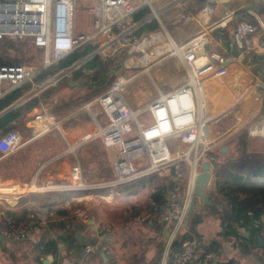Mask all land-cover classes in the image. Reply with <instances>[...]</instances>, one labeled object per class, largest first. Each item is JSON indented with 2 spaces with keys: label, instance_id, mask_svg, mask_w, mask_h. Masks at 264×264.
Instances as JSON below:
<instances>
[{
  "label": "built area",
  "instance_id": "1",
  "mask_svg": "<svg viewBox=\"0 0 264 264\" xmlns=\"http://www.w3.org/2000/svg\"><path fill=\"white\" fill-rule=\"evenodd\" d=\"M156 2L162 4L156 7ZM190 2L195 0H0V41L28 42L41 52V63L36 66L0 63V97L27 83L35 86L44 71L86 45L94 49L58 72L72 71L96 55L106 59L107 55L102 54L107 50L124 52L114 67H142L143 73H150L152 65L165 58H180L187 72L186 81L167 93L160 90V96L146 105L133 107L128 102L129 80L121 73L105 92L80 108L66 114L53 111L43 115L36 121L30 139L23 140L18 130L0 135V166L4 168L19 164L22 151L32 141L49 135L53 136V144L60 138L65 147L57 153L55 149L48 160L76 155L80 147L94 141H101L107 148L118 147L109 174L88 178L79 160L73 163L68 180L56 185L68 194L106 191L110 196L121 195L126 186L153 175L175 169L179 179L185 171L187 183L183 190L177 188L181 197L172 194L164 207L163 218L172 227L166 257L177 235L187 229L196 178L203 163L216 162L219 144L226 138L218 133L213 139L207 130L217 116L205 119L203 84L218 80L231 88L232 105L222 114L235 106L240 108L244 95L250 91L253 94L255 78L252 65L244 61L256 64L252 51L264 48V41L255 43L257 24L240 19L239 10L223 8L221 0ZM171 6L182 8L172 19L165 14ZM143 7H149L150 12L136 20L135 14ZM80 11L88 15L91 28L76 29V14ZM153 19L159 28L138 34L141 26ZM178 22L194 26L192 36L182 43L168 27ZM230 25L237 56H227L224 50L215 48L222 45L223 39L214 33ZM261 121L247 128V139L264 141V113ZM45 167L42 163L39 172ZM8 210L7 204L0 203V233L15 239L26 237L30 224L15 221ZM72 214L87 217L81 209H74ZM37 216L41 224L51 221L47 205L39 207ZM171 255L173 264H210L218 260L215 253L203 251L198 238L186 240L181 250H173Z\"/></svg>",
  "mask_w": 264,
  "mask_h": 264
},
{
  "label": "rangeland",
  "instance_id": "2",
  "mask_svg": "<svg viewBox=\"0 0 264 264\" xmlns=\"http://www.w3.org/2000/svg\"><path fill=\"white\" fill-rule=\"evenodd\" d=\"M193 2V1H192ZM162 2H156V7L160 6ZM190 4H198V1L195 0L194 3ZM181 7L171 6L166 9L165 14L170 18H175L177 11H181ZM88 15L83 13L82 11L76 14L75 20V27L78 30H86L91 28L90 22L87 20ZM169 30L171 34L176 38L177 41L183 42L189 39L192 34L194 33V26L191 27L184 23H170ZM189 29V30H188ZM7 41H0V63L5 61H14L26 63L31 66H36L41 63V52L37 50L31 43L27 42H19L18 46H9L6 44ZM107 55L106 57H111L114 59L113 63L115 66L118 57H122L124 52L122 50H107L103 52L102 55ZM84 64V63H83ZM82 64V65H83ZM80 65L79 67H81ZM78 67V68H79ZM142 67H133L130 69L123 70V76L127 78L129 81L126 85L127 88V100L128 102L133 105V107H137L139 105H146L149 102L155 100L157 97L160 96V90L164 93H167L174 88L178 87L179 85L183 84L187 79V72L182 64L181 60L177 56H171L165 58L158 62L157 64L152 65V69L150 73H143ZM119 76V73L111 74L108 78V81L101 87H93L91 90L87 89L85 86L79 89V91L74 90L70 86H65V79L69 77L73 80V75L66 76L63 75V72H58L54 76H47L45 79L44 76L41 75V80L38 78L36 81V85L32 86L31 91L27 92L23 97H27L31 95V93H36V95L30 97L32 99L36 96H41L43 93H47L50 88H56L54 93L46 94V98H40V105L41 108L38 110L44 111H51L55 110L56 112L61 111V114L67 113V111L76 110L75 108H80L82 104L87 102L90 99L100 95L101 93L105 92L113 81ZM78 85V84H77ZM45 87V88H44ZM43 88V89H42ZM250 91V90H249ZM78 92L79 94L71 96L73 93ZM251 94V91L244 95L243 100L246 98L247 95ZM224 93L223 89L217 86H203L202 88V98H203V112L207 114L208 112H212L213 107L219 106L221 103V99H223ZM19 98V99H21ZM27 101V100H25ZM54 102V104H53ZM244 102V101H243ZM242 106V105H241ZM77 108V109H78ZM96 108H98L96 106ZM35 109L34 113H41ZM237 110L238 113H237ZM240 108L235 106L230 111L225 114L218 115L215 119L212 120L207 125V130L215 135L220 132L227 133L230 127L235 126L236 121L238 119V115H240ZM30 113V117L32 115ZM39 115H36L34 119H36ZM39 118V117H38ZM40 120V119H38ZM255 122V121H254ZM259 124V123H258ZM261 125V124H260ZM255 125L249 124H242L238 125V127H234L232 129V137L235 136L234 140L228 142H221V145L228 144L229 145V153H234L235 156L238 155L236 152V142L239 133L245 131V136L247 134V128L254 127ZM51 137L52 135L48 136V143L51 147L52 154L49 156L42 157L45 161H43V165L46 164V168L43 169L40 173L34 172V178L31 177V173L27 176L32 179L30 182V188L25 185L24 189L21 186L13 187L14 184H10L13 182L14 176L19 175L20 169L18 167L5 169L4 167L0 168V188L3 186H11L13 189H16V192H34L37 195L41 196L42 198L53 199L55 203H64L66 202L67 205L73 207L74 209H81L86 213L87 216H93V219L96 220L98 224L105 223V229L113 230L115 236L117 237L118 241H124L126 239L127 245L124 247H149V240L148 237L154 235V230H151L144 224V219L148 215L146 213L147 205L146 202L149 201L151 187L146 189H140L134 192H125L122 195H108L106 191H83L77 193L73 192L70 194H66L62 191L61 188H57L56 185L66 182L69 177L70 167L73 164L75 159L74 154L67 155L65 157H60L58 159L48 160L53 154L57 153L58 150H62L65 147L63 140L59 138L58 140H54V144L52 142ZM231 137V138H232ZM247 137V136H246ZM219 144V145H220ZM38 147L41 148L42 144L37 143ZM62 146V148H61ZM57 147H60L59 149ZM56 149V152H55ZM118 147H110L109 153L114 157L115 151ZM55 152V153H54ZM264 152V151H262ZM220 153V152H219ZM217 154L216 162L222 167H231L229 164V160L225 159V157ZM79 158L82 160V163L86 169V175L88 178H91L93 175L91 173L92 169L100 168V170L107 172L109 169L110 157L107 153L106 148L104 147L103 143L100 141L91 142L88 145L84 146L76 153ZM48 162V163H47ZM36 164V161L35 163ZM13 169V170H12ZM24 170H22L23 176H25ZM213 173V172H212ZM102 174V173H101ZM106 175V173H104ZM166 176V174H163ZM162 175V176H163ZM214 175V174H213ZM159 177H161L159 175ZM8 178V179H7ZM36 178V179H35ZM177 182L180 183V189H183L187 183L186 172H183L182 178L175 177ZM9 180V181H8ZM2 181V182H1ZM4 182V183H3ZM10 182V183H9ZM33 182V183H32ZM10 185H9V184ZM16 185V184H15ZM9 188V187H8ZM8 188L0 189V200L4 203H7L4 200L6 192ZM12 195L15 193L11 190ZM3 194V195H2ZM65 200V201H64ZM225 205V204H224ZM143 227H140L142 226ZM143 229V230H141ZM172 227L168 228L170 231ZM128 233V234H127ZM130 233V234H129ZM133 235L134 238H130V235ZM143 237V238H141ZM141 238V239H140ZM198 238V237H195ZM199 239V238H198ZM262 246L261 251L264 250V236L262 237ZM9 245L12 246L13 243L20 244L21 247H8V249H3L0 247L1 252V262L0 264H23L25 260L34 259L35 253L27 254L26 252L20 253V250L23 246V242H19V240L15 238H11L8 240ZM168 240L166 241L167 244ZM232 240L229 241L225 247L226 251L230 252L231 254L227 257H237L240 258L241 264H261V261H258L256 257H249L245 258L237 252V249L232 246ZM123 247V246H121ZM24 248V247H23ZM15 249V250H13ZM18 251V252H17ZM141 253V252H140ZM139 253V254H140ZM146 253H142L140 259H136L135 262L139 263H150L151 260H146L145 256ZM122 255V254H121ZM125 256H120L118 258L119 264H131V256L133 254H129V252H125ZM226 258V257H225ZM117 259V258H116ZM64 262H66L64 260ZM116 262V261H115ZM114 261L113 264H116ZM62 264V263H61Z\"/></svg>",
  "mask_w": 264,
  "mask_h": 264
},
{
  "label": "crops",
  "instance_id": "3",
  "mask_svg": "<svg viewBox=\"0 0 264 264\" xmlns=\"http://www.w3.org/2000/svg\"><path fill=\"white\" fill-rule=\"evenodd\" d=\"M221 1L223 2V4H222L223 8L239 10L240 16H241L240 19L257 24L258 29H259V33L255 36L256 45H259L260 41H264V0H221ZM247 6H250V8H248ZM190 26L191 27H189V25H188V27L191 30L193 25H190ZM232 31H233V26L230 25L227 29H219L214 33L215 36L221 37L223 39L222 45L221 46L220 45L215 46V48H217L218 50H224L225 54L227 56H234V54L232 52L233 51V45H234L233 39H232ZM5 41H10V40H5ZM15 42H17V41H15ZM252 54L255 56L256 64L254 63V65H253V63H251L248 59H246L244 61V63L246 62V64L252 65L251 71L255 75V78L253 80V89H252L253 94L251 92V94L247 95L246 98L244 99V102L242 103V106L240 107V110H241L240 111V117H238L239 120L236 121L235 126H233V127L231 126L227 133L220 132L221 134H224V136L226 137L224 140L228 139V142H231L230 139H231L232 133H233L232 129H235L234 127H236V126L238 127V125L242 126V124L246 125L249 123H251V125H257L258 123L262 122L261 117H262V114L264 113V109H263L264 96H263V92L261 90L260 85L262 83H264V72L262 71V68H261V66L264 67V48L257 47V49L252 51ZM76 69H78V67ZM76 69L69 71L67 73H63V75L71 76V75H73V72ZM256 75H257V77H256ZM203 85L204 86H212V85L217 86V87L223 89V93H224L223 99H221V102H220L221 104L217 107H213L212 112L211 113L208 112L206 114V116H205L206 119L208 117H216V116L222 114L232 105L231 88L230 87L226 86L225 84H222L218 80L205 81V83ZM36 93L37 92H35V93L33 92V93H31V95H29L27 97H23V98L20 97L21 99H17L15 102H13L10 106H8L3 111H8L11 108H15V107L23 104L24 102H26L25 100H27V101L30 100L29 98L36 95ZM254 93H256V94H254ZM4 96H2V97H4ZM98 96H96V97H98ZM96 97H94L93 99H95ZM23 99H25V100L22 103L16 105V103H18L19 101H21ZM93 99H90L87 102H89ZM87 102H85V103H87ZM84 104H82L81 106H83ZM81 106H79V107H81ZM77 108H75V109H77ZM38 111H40V110H38ZM71 111H74V109ZM71 111L69 110V111H67V113H69ZM40 112L41 113H38V112L34 113L32 115V117H30V113L27 114L26 119H24L23 123L21 124V127L17 129L20 132L23 140L26 141V140L30 139L32 137L33 127L36 125V121L38 119L41 120V117L43 115H45L48 112H53V110H51V111L41 110ZM39 114L41 116H38L39 118L37 117L36 119H34V117H36V115H39ZM3 134H0V135H3ZM211 136L213 139H215L218 136V133L215 135H212V133H211ZM47 140H48V136L42 137L41 139H39L38 141H35V142L32 141L30 143V147H27L22 151V159L23 160H21V162L17 165L7 167V169H9V168L14 169V167H18V166H19V169L21 168L19 175L14 176L13 182H11V183L9 182L12 185L14 184L13 187L21 186L22 189H24L25 185H27L30 188V185H31L30 182L32 181V179L30 180V178H28L27 174L31 173V177L34 178V172L35 173L39 172V168L42 166V163H44L43 161H45L44 160L45 156H49L52 154V152H51L52 149H51ZM224 140H223V142H225ZM37 143L42 144V147L37 148L38 147ZM88 144H86V145H88ZM86 145H84V146H86ZM246 145H247V150L249 152H262V151H264V141H262V140H254V139L248 138ZM84 146L80 147L78 149V151L80 149H82ZM105 148H106L107 153L110 157L109 169L107 172L100 170V168L92 169V171H91V173L93 175L92 177L100 176L101 173L102 174L111 173V164H112V161L118 155V149L115 151V156L113 157L109 153V148H107V147H105ZM228 149H229L228 144H225V145L220 144L219 145V150L221 152H227ZM41 156L44 158L41 159ZM74 157H75V159H74L73 163H75L77 160H79L80 164L82 165V167L84 169V173L86 175V169L82 163V160L79 158V156L77 154ZM35 161H36V164H34ZM45 168H43V169H45ZM15 169H14V171H15ZM22 170H24V172H27V173H25V176H23ZM41 171L39 172L40 174H41ZM174 174L175 173H174V169H173L170 173L166 174V176L165 175L162 176L161 174L153 175L152 177L147 178L145 180H142L137 184L133 183L131 185L126 186L125 190L122 192V193H125L127 191L128 192H134V191H138L140 189H146V188L151 187L150 198H149V201L146 202V205H147V209H146L147 212L146 213H148V215L144 219V224L147 227H149L151 230H154V235L148 237L149 247H124L125 245H127L126 239L124 241H121V242L118 241L113 230L105 229V223L104 224H102V223L98 224L96 222V220L93 219V216L90 217V215L87 216L86 218L83 216L73 215L72 211L74 210V208L67 205L66 202L55 203V202H53V199H47L45 197L42 198L41 196L37 195V193H34V192L29 193L27 191H25V192L23 191V192L17 193L16 189H13L11 186H4V187L2 186L0 189H4V188L6 189L9 187L8 191H10V192H6L7 194H5V196H4V200L7 203H4V202H0V203L7 204L9 206V211H17V210H21V209L27 207L33 213V218H32L33 220H31L30 221L31 223H29L30 229H29L28 235L24 238L17 239V240H19V242H23L22 248L20 250H18L20 253H22V252H26L27 254H29V253L34 254L35 253L36 255H35L34 259H31L28 261L25 260V263H23V264H44L43 261L47 258L48 255L54 256V261H53L54 264H61V263L64 264L67 262H71L73 264H113L112 263L113 261L114 262L116 261L115 263L119 264V262L117 261L118 258L120 256H122V257L125 256L124 254L126 251L129 252V254H133L131 256V264H142L139 262H135L136 259H140L142 253L147 252L145 259L146 260L152 259L151 260V262H152L153 260L156 259L161 248L164 249L161 264H167V257L168 256L166 258H165V256L167 255V249H168L166 241L168 239V234H169V231H168L169 225L166 223V221L163 218L164 209L162 210V208H161V211L158 212L156 209L153 208L152 193L157 188L165 186V187H167V190H166L165 195H164L165 196V203L169 199V197L172 196V194L177 198L181 197V192L177 191V188L179 190L180 186H179V183L177 182V180L175 178L176 176ZM159 175L161 177H159ZM175 183L176 184L178 183V184L176 185ZM175 185H176V187L174 188ZM11 190H13L15 192L13 195L11 193ZM181 190H183V189H181ZM78 192H83V191H78ZM66 194H68V193H66ZM53 204L61 205L62 208H65L66 212L64 214L56 213L55 211L59 207L56 205V206H52V208H51V205H53ZM43 205H47L48 208L50 206V209H51V212H50L51 213V221L47 224H41L40 222H38V219H37L39 207H41ZM201 209H202V213L205 215V217H204V221L197 226L198 236H196V235L195 236L198 237L202 241V244H204V245H209L212 241H219V242L223 243V247L219 248V254H218V252H214V253L216 254V256L218 258L224 259L225 257L229 256L231 253L226 251L227 247H225V245L228 242H226L224 240L223 236H221L219 234L220 221L214 215L210 214L209 209H207V208L203 209L200 205H197L194 210L199 212V211H201ZM1 226H2V222L0 220V227ZM140 227H143V225ZM141 230H143V229H141ZM2 235L3 234L0 233V247H2L4 250L8 249V247H21L20 244L18 245L16 243L15 244L13 243V245L10 246L8 240L11 238L7 237L5 235H3V237H1ZM107 235L109 237H107ZM84 237H90L92 240L97 239L98 241L96 244H91L89 246L87 245V247L84 248V243H86V241H84ZM129 237L136 240V237L134 238V236L132 234ZM141 238H143V237H141ZM48 239H55L59 243L58 252L56 254H43L41 252V248L43 247L42 244L45 243ZM103 240L104 241L106 240V242H107L105 248H106L107 253L110 254L109 260H106L102 256L101 252L99 251L102 248L101 243ZM121 246H123V247H121ZM89 248H90V250H88ZM13 250H15V249H13ZM64 260L66 262H64ZM0 262H1V252H0ZM143 264H149V263L145 262Z\"/></svg>",
  "mask_w": 264,
  "mask_h": 264
},
{
  "label": "trees",
  "instance_id": "4",
  "mask_svg": "<svg viewBox=\"0 0 264 264\" xmlns=\"http://www.w3.org/2000/svg\"><path fill=\"white\" fill-rule=\"evenodd\" d=\"M149 12V7H143L135 14V19L139 20L143 18ZM158 28V22L153 19L144 23L139 29L138 34L157 30ZM6 44L16 47L19 42L7 41ZM93 49V45H86L79 48L57 65L44 71L42 74L44 78H42L45 79L47 76L55 75L60 69L71 65L77 59L90 53ZM114 59L111 57L103 59L100 55L94 56L73 72V80L66 77L64 85L79 91L82 88L81 83L99 81L107 71L114 67ZM38 78L41 80V75ZM37 79L36 81H38ZM85 87L89 90L93 88L88 87V85ZM31 89V83H27L6 94L4 97H1L0 113ZM55 90L56 88H50L47 93L36 96L3 113L0 116V134L20 128L27 114H33L35 109L41 108L40 98H46V94L54 93ZM76 94L78 95L79 93L75 92L70 97ZM236 137L237 156L234 153H229V151L221 152L219 150V154L229 160L231 167H222L221 164L219 165L217 162H214V167L211 169L214 174L209 186L211 198L215 199L219 205L196 201L192 212L188 216L187 229L177 235L170 248L167 264H173L171 255L173 250H181L183 242L192 240L198 236L197 226L204 221L205 215L202 213V209L199 212L194 210L197 205H200L203 209H209L210 214L219 219V234L223 236L226 242L232 240V246L237 249V252L242 257H256L258 261H261V264H264V250L261 251L260 249L262 246L261 240L264 236V152H249L247 150L245 131L239 133ZM234 138L235 136L230 140L233 141ZM174 173L177 177L175 169ZM166 190L167 187L163 186L157 188L152 193L153 208L158 212L161 211V208L163 210L165 207L164 195ZM56 205L59 207L55 211L56 213L64 214L66 212L65 208H62L59 204H53L51 208ZM49 211L51 212L50 206ZM7 213L12 219L18 222L31 223L30 221L33 220V213L27 207L17 211L8 210ZM42 245L41 252L43 254H56L58 252L59 243L55 239H48ZM202 246L204 252H218L219 254V248L223 247V243L212 241L209 245L202 244ZM163 251L164 249L161 248L156 259L149 264H161ZM210 264H241V262L240 258L226 257L224 259L218 258L217 261Z\"/></svg>",
  "mask_w": 264,
  "mask_h": 264
},
{
  "label": "water",
  "instance_id": "5",
  "mask_svg": "<svg viewBox=\"0 0 264 264\" xmlns=\"http://www.w3.org/2000/svg\"><path fill=\"white\" fill-rule=\"evenodd\" d=\"M247 7L250 8V6H247ZM232 52H233L234 56L238 55L236 44L233 45V51ZM114 73H119V74L123 73V66L113 67L109 71H107L101 77V79L99 81H93L90 83L83 82V83H81V86L84 87V86L88 85V87H91V88L92 87H101L107 82L108 77ZM260 87H261V90H262L263 96H264V83H262L260 85ZM24 100L25 99L19 101L18 103H16V105L22 103ZM5 112L6 111L1 112L0 116ZM213 167H214V164L211 162L206 161L203 163L202 172L196 178V183H195V187H194V195H193V199L191 202L190 212H192L194 205H195L197 200L199 202L205 203V204H215L217 206L219 205L215 199L211 198V192H210V187H209L211 180L213 178V173L211 171V169ZM1 237H3V235ZM107 237H109V236L107 235ZM84 241H86V243H84V248H85V247H87V245L89 246L91 244H96L98 240L97 239L92 240L90 237H84ZM101 244H102V248L99 251L101 252L102 256L106 260H109L110 254L107 253L106 248H105V246L107 244L106 240L105 241L103 240ZM165 258H166V256H165ZM53 261H54V256L48 255L47 258L43 261V263L44 264H51ZM64 264H73V263L67 262Z\"/></svg>",
  "mask_w": 264,
  "mask_h": 264
},
{
  "label": "bare ground",
  "instance_id": "6",
  "mask_svg": "<svg viewBox=\"0 0 264 264\" xmlns=\"http://www.w3.org/2000/svg\"><path fill=\"white\" fill-rule=\"evenodd\" d=\"M205 119H206V117H205Z\"/></svg>",
  "mask_w": 264,
  "mask_h": 264
}]
</instances>
